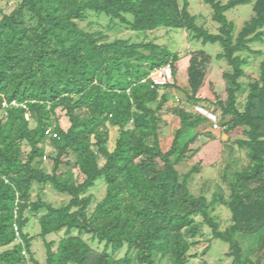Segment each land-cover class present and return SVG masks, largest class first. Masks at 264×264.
Returning a JSON list of instances; mask_svg holds the SVG:
<instances>
[{"label": "trees", "instance_id": "16d2710c", "mask_svg": "<svg viewBox=\"0 0 264 264\" xmlns=\"http://www.w3.org/2000/svg\"><path fill=\"white\" fill-rule=\"evenodd\" d=\"M204 2L218 34L197 25L189 0H20L0 18V264H42L33 252L37 237L45 242V264H190L199 256L194 249L207 244L204 257L215 240L228 245L232 264H264L255 258L264 250V61L259 79L242 82L250 63L244 54H260L253 45L264 43V0ZM249 4L254 16L236 34L227 13ZM91 14L135 32L186 30L205 45L221 46L216 60L230 71L223 74L228 97L216 103L219 124L228 135L243 129L237 144L250 161L229 177L228 196L216 193L211 201L194 195L190 184L201 168L185 175L177 169L191 157L201 137L197 129L211 122L212 130V121L189 109L207 101L201 92L214 58L192 53L190 108L172 109L180 126L164 151L163 111L171 90L182 91L176 84L180 55L154 41L109 40L87 31L80 24ZM165 68L174 82L156 84L151 75ZM59 109L70 123L66 130ZM48 129L58 138H49ZM48 144L53 152L47 155ZM101 180L105 197L93 207L91 191ZM37 186H50L69 201L59 207L42 195L33 201ZM218 205L231 213L225 229ZM35 219L37 236L27 231ZM62 232L58 242L48 241Z\"/></svg>", "mask_w": 264, "mask_h": 264}, {"label": "rangeland", "instance_id": "374dc122", "mask_svg": "<svg viewBox=\"0 0 264 264\" xmlns=\"http://www.w3.org/2000/svg\"><path fill=\"white\" fill-rule=\"evenodd\" d=\"M20 0H0V18L4 14H10ZM226 4L229 0H221ZM256 0H254L255 2ZM190 12L196 17V23L200 27H204L211 34H218L220 25L213 20L212 8L204 2V0H189ZM254 16L253 4L237 7L227 13V18L236 25V34L243 28L244 24ZM132 19V16L129 17ZM111 25V30L109 29ZM80 26L90 32L101 31L109 37V40L129 39L133 42L140 41H154L161 46H167L172 52L179 54L181 60L178 62L177 73V86L182 90H171L173 99L167 104L166 109L163 111V118L165 124L162 127V134L160 137L161 146L164 151H168L172 145L174 133L179 128V119L171 113L173 108L185 107L188 108L186 92H190L188 85V66L189 60L193 52L205 51L214 59L209 69V74L206 78L205 86L202 89L201 97L207 101L203 102L201 106L189 109L196 111L198 109H205L208 113L217 116L219 123L221 122L222 111L216 105L218 99L225 101L227 95V82L223 78V74L230 71L229 66L225 61H217L216 56L222 52L219 44H203L201 41L194 39L193 35L186 30L181 29H158L149 32H135L126 29L124 26L117 22L111 21L110 18L102 15L101 17L91 14L89 19L80 24ZM253 50L261 52L258 55L244 54L249 59V65L246 67V77L242 79L245 84L260 78L261 64L264 61V43L253 45ZM167 71L168 68H166ZM170 82H174L171 78ZM245 104V96L239 97V107L242 109ZM60 116L61 126L66 130L69 128L70 123L65 116V112L61 109L58 110ZM230 120V118H228ZM222 124V123H220ZM34 125V123L32 124ZM211 122L201 126L197 132L201 134L198 141L191 146L193 153H190V158L177 166L180 174L185 175L189 173L195 166L201 168L200 173L195 174L193 181L190 184L191 192L196 196L204 195L213 200L216 193H224L228 196L229 190V177L236 170L247 168L250 164L247 153L239 150L238 140L244 138L243 129H238L230 135L225 134L224 129L221 131L213 132L211 130ZM208 134H212L210 137ZM118 131H112L111 146L115 145ZM26 150L27 147L25 148ZM53 152V148L48 144L47 155ZM44 167L48 172L52 171V166L49 160L44 158ZM73 160V159H72ZM103 164V161L102 163ZM73 167V166H72ZM68 167L64 166L63 171ZM228 177V179H226ZM106 184L104 180L98 182L97 186L92 189L91 193L94 195V206L100 202L106 193ZM42 195L45 201H48L55 206L59 207L69 201V197L55 193L50 186L34 188L32 193V200L36 201ZM215 214L219 217L222 223V228L225 229L231 224V213L224 206H217ZM27 231L32 235L37 236L40 232L39 219H35L33 225L27 227ZM64 237V232L48 237V241L58 242ZM85 239L93 245L95 249L102 250L103 246H98L91 242L89 237ZM210 252L206 256H201L202 251L207 247V244L200 245L192 252H198L199 256L191 260L190 264H232V259L227 258L228 245L215 240L212 242ZM33 252L40 263L45 264L47 251L45 242L37 237L33 243ZM127 249L120 251L117 254L118 258L125 256ZM255 258L264 259V250L256 252Z\"/></svg>", "mask_w": 264, "mask_h": 264}, {"label": "built area", "instance_id": "2783aa9c", "mask_svg": "<svg viewBox=\"0 0 264 264\" xmlns=\"http://www.w3.org/2000/svg\"><path fill=\"white\" fill-rule=\"evenodd\" d=\"M168 70H169V71H167L166 68H165V69H162V70H159V71L153 73V74L151 75V78L154 80V82H155L156 84H159V85L167 84L168 82H170V79L172 78V74H171V70H170V68H168ZM12 105H13V106H17V107H19V106H23V107L25 108L24 105H21V104L17 103L16 101H13V102H12ZM6 106H7V104L4 103V107H6ZM188 108H190V107L188 106ZM196 111H198L200 114L204 115V116L207 117L210 121H212V123H213L212 130H213V131L217 132V131L222 130V127H221V125L219 124V121H218L217 116H215L214 114L208 113V111H206L205 109H198V108H197ZM46 135H47L49 138H58L57 133L53 132L52 129H48V130L46 131ZM45 159H46V157H45Z\"/></svg>", "mask_w": 264, "mask_h": 264}]
</instances>
